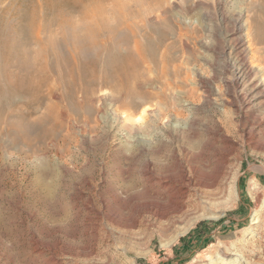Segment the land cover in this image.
Wrapping results in <instances>:
<instances>
[{"label": "bare ground", "instance_id": "bare-ground-1", "mask_svg": "<svg viewBox=\"0 0 264 264\" xmlns=\"http://www.w3.org/2000/svg\"><path fill=\"white\" fill-rule=\"evenodd\" d=\"M229 1L197 0L204 23L218 22L206 62L224 92L222 97L213 80L201 78V97L178 77L150 89L146 76L159 62L156 53L164 37L154 38L148 24L138 23L151 15L173 19L175 8L182 9L190 0H0V133L13 134L14 143H30L32 131L39 127L35 139L41 140L63 130L61 112L68 104L74 106L79 91L89 95L108 87L123 109L122 117H111L122 121V137L134 138L122 162V179L127 180L122 187L123 232L146 224L164 234L199 210H213L226 193L239 195L237 176L228 166L237 144L233 134L264 154V2L257 7L259 15L249 16L244 10L230 16ZM250 1L253 7L261 2ZM161 57L164 61L167 55ZM175 91L188 93V99ZM216 105L227 118H200L201 111ZM185 108L190 114L184 119ZM140 109L141 118L149 116L144 123L134 118ZM168 116L175 121V131L167 127L146 132ZM165 130L173 139L195 144L196 151L182 145L165 154L157 138ZM254 211L256 217L264 207ZM263 225L264 219L255 218L247 232ZM185 231L180 228L179 233ZM213 247L199 264H219ZM83 253L93 256L94 251ZM52 256L57 264L56 253ZM234 257H239L234 249L224 253L225 259ZM94 259L92 264H102ZM193 262L198 264L197 259Z\"/></svg>", "mask_w": 264, "mask_h": 264}, {"label": "rangeland", "instance_id": "rangeland-1", "mask_svg": "<svg viewBox=\"0 0 264 264\" xmlns=\"http://www.w3.org/2000/svg\"><path fill=\"white\" fill-rule=\"evenodd\" d=\"M260 1L253 7L250 0H232L227 10L230 16L244 10L249 16H256L264 2ZM201 13L197 0H190L182 9L175 8L173 19L153 15L148 17L150 21L138 19L141 27L144 23L151 27L154 38L164 37L156 53L159 62L146 76L151 90L161 81L178 77L187 88H196L197 95L205 94L200 80H213V69L206 62L210 53L207 47L213 43L218 22L212 19L204 23ZM251 33L255 37L256 30ZM164 54L167 58L159 60ZM161 69L167 73L163 75ZM213 86L223 97L221 81L213 80ZM174 94L188 99L186 92ZM77 96L75 107L68 104L61 112L62 131L55 130L36 140V127L30 143L21 139L14 143L13 134L0 133V264H54L55 253L57 264H92L94 258L102 264H197L194 259L199 264L211 245L215 246L214 261L219 264H264V225L247 232L255 218L264 219V212L253 215L254 210L264 207L263 153L242 143L234 133L237 144L228 166L237 176L239 195L226 193L213 210H199L164 234L146 224L124 233L122 187L127 180L122 179V162L134 147V138L129 134L122 137V121L112 118L115 114L122 117L123 109L108 87L89 95L79 91ZM141 110L134 118L144 123L149 116L141 118ZM183 110L185 119L190 111ZM207 111H201L202 120L208 115L227 118L217 105ZM41 113L32 119L37 120ZM167 127L171 132L176 129L169 116L145 131L162 132ZM157 138L163 141L165 154L182 145L196 151L195 144L186 138L173 139L166 130ZM184 227L186 231L180 234ZM230 248L239 254L238 258H224ZM91 249L94 258L83 253Z\"/></svg>", "mask_w": 264, "mask_h": 264}]
</instances>
